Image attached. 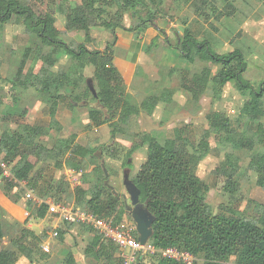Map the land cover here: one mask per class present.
Listing matches in <instances>:
<instances>
[{
	"label": "trees",
	"instance_id": "trees-1",
	"mask_svg": "<svg viewBox=\"0 0 264 264\" xmlns=\"http://www.w3.org/2000/svg\"><path fill=\"white\" fill-rule=\"evenodd\" d=\"M216 1L209 0L211 3ZM221 2L225 10L230 9L220 13L221 16L230 15L234 8L232 0ZM162 4L163 0H80V3L71 5V0H61L55 13L40 14L22 0H0V28L12 20L18 21L27 33L35 36L41 49H48L47 52L38 51L35 63L25 72L26 61L30 55V50L27 49L14 76L11 79L0 76V88L7 87L4 94L0 93V105L15 104L18 101V89L33 88L47 106L49 127L60 129L62 125L57 119V111L62 95L66 94L72 103H79V97L86 99L92 94L87 84L82 86L85 80L83 70L89 66L92 68L91 79L95 82L93 86L98 88L97 97L92 96L101 106L91 110V119L97 124L110 121L112 137H115L116 132H127L128 123L133 116H137L140 111L152 115L158 106L172 103L175 90L165 87L159 93H151L138 107L130 103L123 76L112 58L118 40L116 29L121 28L138 38L148 27L155 24L156 11L152 10L151 6L158 9ZM114 5H117L118 9L111 12L108 7ZM123 12L137 20V25L125 27L122 24ZM141 13H145L146 17ZM56 14L65 18L66 28L82 30L84 41L66 43L56 26ZM97 26L109 30L114 40L107 41L104 48L91 49L87 46V43L94 40L90 30ZM158 37L153 38L147 50L155 46ZM168 45L176 49L189 63L199 60L220 65L218 72L210 77L213 96L219 98L224 86L233 82L238 92L245 96L240 113L244 127L240 134L236 135L230 117L223 112L213 111L207 114L208 128L202 129L196 144L185 128H175L173 136L165 138L164 141H160L153 132L137 134L134 137L129 143L126 153L128 156L146 146V159L140 164L132 180L140 189V201L145 203L155 216L149 241L155 248L177 246L189 251L195 257L191 264H264V202H251V216L234 206L214 214L206 200L209 186L196 173L199 162L209 152L208 139L214 134L216 143L226 149L224 160L213 169L224 192L232 199L239 197L237 175L240 164L235 154L236 149L251 152L247 169L255 173V184L264 189V79L255 84L244 77L248 62L239 48L219 53L213 49L209 40H198L188 28H184L179 41L174 45L168 42ZM58 63H63V67H59ZM206 78L207 76L198 77L196 80L206 83L207 81L203 82ZM70 88L73 90L67 92ZM5 94L10 96V100ZM26 113L27 111L23 110L22 115ZM105 115L109 118H105ZM47 134V127L30 123H23L20 131L1 134L0 156L8 163L14 162L11 171L13 179L26 181L28 184L40 161L37 156L28 152L26 147L39 148L45 152L47 158L54 160L56 165L61 167L65 154L76 156L83 153V148L74 141L75 136L61 138L53 147H48L44 139ZM255 145H259L260 149L255 150ZM87 150L94 152L90 148ZM125 164L128 165L127 161ZM74 167L77 168L78 165ZM82 177L86 183L94 179L91 198L83 202V205L89 207L88 210L99 215H110L113 211H118V207L122 205L118 197L111 195L112 198L108 202H101L107 180L102 170L94 167L83 172ZM108 205L111 211L108 210ZM47 208L48 205L41 202L31 211L32 217L45 218ZM3 236L0 219V239ZM134 236H138L136 230ZM42 239V235L23 227L12 239V244L30 259L32 246L37 247ZM116 248L112 242H105L95 236L86 251L92 253L95 258H105V264H115ZM201 255L202 263L197 259ZM231 256L235 257L233 262L230 261ZM0 264H15V255L12 252H0ZM63 264L76 263L69 254ZM136 264H145L140 255ZM156 264L183 263L163 257L158 259Z\"/></svg>",
	"mask_w": 264,
	"mask_h": 264
},
{
	"label": "rangeland",
	"instance_id": "rangeland-1",
	"mask_svg": "<svg viewBox=\"0 0 264 264\" xmlns=\"http://www.w3.org/2000/svg\"><path fill=\"white\" fill-rule=\"evenodd\" d=\"M22 1L40 14L55 13L61 2V0ZM232 2L233 12L221 16L220 13L230 10H225L221 0L215 3L209 0H205V3L203 0H163L162 6L158 9L151 6L152 10L156 11L155 24L148 27L138 38L121 28L116 29L118 46L116 52L114 47L112 58L123 76L130 103L138 107L151 93H159L165 87L175 90L172 103L158 106L152 115L140 111L137 116H133L128 123L127 132L122 134L116 132L115 137H112L110 121L97 124L91 119V110L101 107L92 94L86 99L79 97V103H72L66 94L62 95L57 111V118L62 125L60 129L49 127L47 106L33 88L18 89V101L15 104L0 105V136L3 133L20 131L23 123H30L47 127L48 134L44 139L48 147H53L61 138L73 135L76 145L83 148L82 154L73 156L68 153L61 156L63 163L61 167L57 166L54 160L47 158L45 152L39 148L26 147L28 152L40 159L29 183H26V187L32 190L34 198L40 202H64L89 209L83 202L91 198L94 179L86 183L81 177L82 182L79 186H71L66 183L63 174L69 173L70 170L86 172L94 167L102 171L105 168L107 183L111 187L106 185L101 202H108L112 198L111 195H114L122 205L118 207V211L101 216L111 218L115 224L129 230L134 236L135 222L130 212L124 209L126 204H130V199L123 185L122 175L123 169L128 168L130 178H133L140 164L146 159V146L140 147L130 156L126 154L129 143L137 134L153 132L160 141H164L165 138L173 136L175 128H185L196 144L199 142L202 129L208 128L207 114L219 111L230 117L234 133L239 135L244 127L240 113L245 96L238 92L233 82H228L220 97L215 98L210 86V77L218 72L220 65L199 60L189 63L176 49L168 45V42L174 45L179 41L184 28H188L198 40H209L213 49L219 53L239 48L248 62L244 77L258 84L264 79V0ZM78 3L80 0H71V5ZM108 9L115 12L118 6L114 5ZM141 15L146 17L145 13ZM56 17V26L66 43L84 41L82 30L68 29L65 26V18L59 14H56ZM137 23L138 21L133 20L127 12H123L122 24L125 27L135 26ZM90 35L94 38L92 42L87 43L91 49L104 48L107 41L114 40L113 34L103 26L92 28ZM155 36H159L155 46L147 50ZM27 49L30 50V55L26 61L25 72L35 63L38 51L47 52L48 49L46 47L41 49L36 43L35 36L27 33L18 21L12 20L0 28V76L11 79ZM122 49H129L131 55L127 57L120 52L119 56L118 51ZM66 62L67 60L64 61ZM62 64L58 63V66L63 67ZM83 74L85 80L82 86L87 84L88 80L95 85L91 79V67L86 66ZM205 76L208 80L206 78L203 82L207 81L206 83L197 82L198 77ZM6 88H0V93L4 94ZM95 89L98 91L97 87ZM72 90L70 88L67 92ZM5 95L10 100V96ZM262 105L264 107V98ZM23 110L27 111L25 115H22ZM105 118L108 119L109 116L105 115ZM208 140L209 152L199 162L196 173L209 186L206 200L212 212L219 214L226 208L234 206L251 216L253 214L251 202H264V189L255 184V173L247 169L251 152L235 150L240 164L237 175L240 193L239 197L232 199L220 187L213 173L214 167L224 160L226 149L216 143L214 134H211ZM88 148L94 152H88ZM259 149L260 146L255 145V150ZM128 158L131 161L126 165ZM13 164L14 162H9L10 171ZM38 205L39 203L25 197L23 186L0 171V219L4 230V236L0 239V252H12L15 255V264H63L69 254L73 256L76 264H105V258H95L92 253L86 251L94 237L99 236L92 228L82 224H67L58 216L51 214L42 219L34 218L31 211ZM108 210L111 211L109 205ZM23 227L43 236L37 247L32 246L30 259L12 244V239ZM54 231L58 234L54 235ZM148 243L152 244L149 240ZM140 257L145 264H156L158 259L162 258L158 253L148 251H141ZM114 258L115 264H120L116 250ZM197 259L202 263V255ZM234 260L235 257L231 256L230 261Z\"/></svg>",
	"mask_w": 264,
	"mask_h": 264
},
{
	"label": "built area",
	"instance_id": "built-area-1",
	"mask_svg": "<svg viewBox=\"0 0 264 264\" xmlns=\"http://www.w3.org/2000/svg\"><path fill=\"white\" fill-rule=\"evenodd\" d=\"M0 167L4 174L25 188V197L27 199H31L39 204L41 203L34 198L32 190L26 187V181L13 179L9 169V163L4 161L1 156ZM82 174V170H70L67 174L64 172L63 176L69 185L79 186L82 182ZM75 176H77V178ZM46 204L48 205V208L45 217L51 214L58 216L59 219L64 220L68 224L85 225L92 228L102 240L112 242L117 247V257L121 261V264H136L141 251L156 252L162 258H169L183 264H191L195 259L194 255L189 251L177 246L155 248L152 244H149L148 241L145 245H141L138 239L131 235L129 230L121 228L115 224L111 218L101 216L83 207L64 202H52ZM53 234L57 235L58 232L54 231Z\"/></svg>",
	"mask_w": 264,
	"mask_h": 264
},
{
	"label": "water",
	"instance_id": "water-1",
	"mask_svg": "<svg viewBox=\"0 0 264 264\" xmlns=\"http://www.w3.org/2000/svg\"><path fill=\"white\" fill-rule=\"evenodd\" d=\"M87 85L92 95L96 98L97 91L91 80L87 81ZM128 163H130V159L128 160ZM103 172L105 177H107L105 168H103ZM122 182L130 199V204H126L125 207L127 211L130 212V215L135 222L138 241L141 245H145L152 235V224L155 220V216L149 211L146 204L140 201V189L130 178L128 169H124L123 171ZM105 184L111 187V185L107 183V180Z\"/></svg>",
	"mask_w": 264,
	"mask_h": 264
},
{
	"label": "crops",
	"instance_id": "crops-1",
	"mask_svg": "<svg viewBox=\"0 0 264 264\" xmlns=\"http://www.w3.org/2000/svg\"><path fill=\"white\" fill-rule=\"evenodd\" d=\"M117 46H118V43H116V45H115V52H116V48H117ZM119 52V56H120V52H123V54L125 55V56H130L131 55V51L129 50V49H127V50H124V49H122L121 51H118ZM125 59V58H124ZM122 75V74H121ZM58 119V118H57ZM50 220H52L53 221V219L52 218H50Z\"/></svg>",
	"mask_w": 264,
	"mask_h": 264
},
{
	"label": "flooded vegetation",
	"instance_id": "flooded-vegetation-1",
	"mask_svg": "<svg viewBox=\"0 0 264 264\" xmlns=\"http://www.w3.org/2000/svg\"><path fill=\"white\" fill-rule=\"evenodd\" d=\"M130 158H128V160H129ZM128 160H127V163H128ZM130 161H131V159H130ZM125 169H128V168H125ZM129 170V169H128ZM123 171H124V169H123ZM129 176H130V174H129ZM131 179H133V178H131ZM126 208V207H125ZM127 210V209H126ZM129 212V211H128Z\"/></svg>",
	"mask_w": 264,
	"mask_h": 264
},
{
	"label": "clouds",
	"instance_id": "clouds-1",
	"mask_svg": "<svg viewBox=\"0 0 264 264\" xmlns=\"http://www.w3.org/2000/svg\"><path fill=\"white\" fill-rule=\"evenodd\" d=\"M150 239V238H149Z\"/></svg>",
	"mask_w": 264,
	"mask_h": 264
}]
</instances>
